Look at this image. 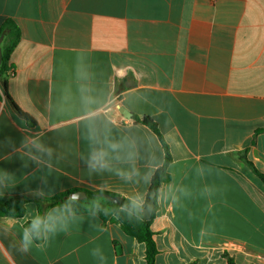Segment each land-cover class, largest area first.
<instances>
[{"label":"crops","instance_id":"crops-1","mask_svg":"<svg viewBox=\"0 0 264 264\" xmlns=\"http://www.w3.org/2000/svg\"><path fill=\"white\" fill-rule=\"evenodd\" d=\"M8 19L21 36L0 75V196L43 211L37 188L134 190L80 161L88 115L76 97L90 85V115L115 102L138 134L154 132L134 116L152 118L170 147L171 191L150 225L156 264H264V183L240 158L264 173V0H0V28ZM34 135L58 157L41 159L48 168L21 152ZM157 155L164 163L162 143ZM19 231L0 225V264H146L145 245L97 214L27 254Z\"/></svg>","mask_w":264,"mask_h":264},{"label":"clouds","instance_id":"clouds-1","mask_svg":"<svg viewBox=\"0 0 264 264\" xmlns=\"http://www.w3.org/2000/svg\"><path fill=\"white\" fill-rule=\"evenodd\" d=\"M94 93L95 89L92 86L84 85L78 89L76 97L81 110L88 115L86 139L89 142V150L87 154L80 156V161L90 175L112 173L125 184L135 186L131 192L120 193L126 201L120 211L130 216L149 213L151 211L149 199L162 201L171 191L170 186L166 185H161L155 190L151 189L153 178L163 166L161 155H157L161 147L160 138L150 131H145L142 135L138 134L137 126L130 115H115V102L108 105L111 111L107 114L90 115L97 113L98 108L97 96ZM21 152L23 155H28V159L36 164L38 169L49 167L47 163L41 164L42 158L47 157L49 161L58 158L55 150L45 145L38 135L31 138L30 147L29 138H23ZM141 160L144 161L143 168L140 166ZM42 183L47 185V180ZM141 185L143 188L140 187ZM109 190L111 186L106 183L95 186V191L99 193ZM31 194L41 198H51L55 194V187L47 190L37 188L32 190ZM81 198L80 192H70L65 199L43 211L22 204L23 215L0 216V225L6 231L19 226L16 251L27 254L34 247L42 248L61 232L68 231L70 221L76 218V206ZM91 207L95 216L100 208L97 197H93Z\"/></svg>","mask_w":264,"mask_h":264},{"label":"trees","instance_id":"trees-1","mask_svg":"<svg viewBox=\"0 0 264 264\" xmlns=\"http://www.w3.org/2000/svg\"><path fill=\"white\" fill-rule=\"evenodd\" d=\"M20 28L14 20L8 19L4 22L2 27L0 28V39L4 38L3 41V61L0 64V75H7L9 72V60L11 53L14 48L17 46L20 40ZM134 119L137 123L146 125L150 128L159 138L162 143L165 158L163 166L156 173L153 178L151 189L155 190L157 187L161 186L163 183L168 182L170 179V175L168 173V167L172 162V154L170 151L169 145L166 143L164 137L162 136L160 129L157 123L150 117L144 116H134ZM247 150L240 153L241 160L261 179L264 183V173L260 172L254 165L252 161L249 160L247 155ZM78 191V190H69L59 195L49 198V199H39V202H47L50 207L59 203L68 195V193ZM87 197L80 200L79 204L76 206V213H93V208L91 207V201L93 197H97L99 200L100 208L97 211V215L103 221H114L118 223L124 232L132 237H134L139 243H143L145 245V259L146 264H156V257L158 255V249L156 242L153 238V232L151 231L150 225L152 218L154 216V212L152 214L151 219L145 220L142 217V214L139 216L128 215L125 212L120 211V208L123 204L126 203L125 199L122 205H117L115 203L107 200L103 195L109 194L115 196L112 193H99L97 191H86ZM151 199V198H150ZM149 199V201H150ZM28 202L27 198L15 197V198H6L0 196V216L11 217L12 215L20 216L23 215L22 212V204H26ZM156 207V201H155ZM155 209V208H154ZM227 258L228 264H236L235 261L229 256H225Z\"/></svg>","mask_w":264,"mask_h":264},{"label":"water","instance_id":"water-1","mask_svg":"<svg viewBox=\"0 0 264 264\" xmlns=\"http://www.w3.org/2000/svg\"><path fill=\"white\" fill-rule=\"evenodd\" d=\"M2 40L3 38L0 39V64L2 63L3 61V51L1 49V43H2ZM124 110V109H123ZM125 112V110H124ZM126 115H130L131 118H132V114L131 113H126ZM81 193V199L83 198H86L87 197V193L85 191H78ZM107 200H109L110 202L112 203H115L117 205H122L123 204V201H124V198L120 197V196H112V195H109V194H104L103 195ZM149 203L151 204V211L149 213H142V217L143 219L145 220H149L151 219L152 217V214H153V211H154V208H155V200H152L150 199Z\"/></svg>","mask_w":264,"mask_h":264}]
</instances>
